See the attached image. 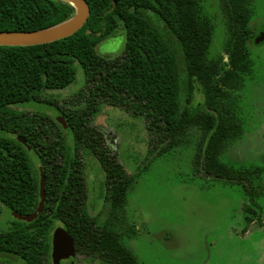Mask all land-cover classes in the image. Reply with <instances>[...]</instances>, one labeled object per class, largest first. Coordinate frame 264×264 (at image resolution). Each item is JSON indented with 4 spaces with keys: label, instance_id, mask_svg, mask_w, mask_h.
<instances>
[{
    "label": "trees",
    "instance_id": "trees-1",
    "mask_svg": "<svg viewBox=\"0 0 264 264\" xmlns=\"http://www.w3.org/2000/svg\"><path fill=\"white\" fill-rule=\"evenodd\" d=\"M85 1L90 14L73 35L34 46L0 45V214L2 207L33 213L41 173L45 181L37 218H14L0 229V254L16 260L0 264H51L52 233L58 225L77 252L104 263L137 264L123 243L124 237L135 235L124 217L134 177L104 145V133L93 122L101 104L142 116L154 156L172 151L190 129H199L202 138L193 166L206 176L240 185L247 197L244 221L259 224L262 169L236 168L221 159L243 134L238 101L253 67L248 49L253 0H219L226 37L223 54L217 56H209L213 26L202 15L199 0ZM74 13L62 0H0V31L45 29ZM119 27L125 31L124 53L99 55L97 44ZM76 64L83 70L84 88L60 107L45 93L72 84ZM28 102L56 105L67 130L45 114L14 108ZM85 152L96 157L105 174L103 220L87 211Z\"/></svg>",
    "mask_w": 264,
    "mask_h": 264
},
{
    "label": "rangeland",
    "instance_id": "rangeland-1",
    "mask_svg": "<svg viewBox=\"0 0 264 264\" xmlns=\"http://www.w3.org/2000/svg\"><path fill=\"white\" fill-rule=\"evenodd\" d=\"M199 4L213 26L209 56L223 54L226 29L220 1L199 0ZM252 8L253 39L248 49L253 67L238 101L243 134L221 159L236 168H261L264 192V35L258 36L264 29V0H253ZM259 37L263 39L258 43ZM125 42V31L119 27L97 44L96 51L118 57L124 53ZM75 67L72 84L45 93L60 107L67 106L84 88L83 70L79 64ZM14 108L55 120L61 117L54 104L28 102ZM93 122L104 133V145L134 177L124 217L135 235L124 237L123 243L134 253L137 264H264V196L259 200L261 222L247 226L243 188L206 176L193 166L202 138L199 129H190L172 151L154 156L149 154V133L142 116L101 104ZM69 141L73 144L72 138ZM84 163L87 211L106 219L104 171L92 153H84ZM13 220L12 212L2 207L0 229H7ZM85 259L82 254L76 257L78 264L87 262ZM5 260L16 263L14 257L0 254V261Z\"/></svg>",
    "mask_w": 264,
    "mask_h": 264
},
{
    "label": "water",
    "instance_id": "water-1",
    "mask_svg": "<svg viewBox=\"0 0 264 264\" xmlns=\"http://www.w3.org/2000/svg\"><path fill=\"white\" fill-rule=\"evenodd\" d=\"M68 2L75 9L74 15L53 27L40 29L36 31H0L1 46H34L47 44L63 38L69 37L77 32L87 22L90 14L89 5L85 0H62ZM116 3L117 0H112ZM263 39L259 37L258 43ZM63 128L67 130V124L62 117L56 119ZM22 144L27 145L26 140L21 137L17 138ZM27 148L30 147L27 145ZM44 175L41 173L39 195L40 200L37 208L33 213L21 215L17 212H12L15 219L25 222H32L42 212L45 201ZM76 255L75 245L70 235L62 228L56 227L52 233L51 240V262L52 264H73Z\"/></svg>",
    "mask_w": 264,
    "mask_h": 264
},
{
    "label": "flooded vegetation",
    "instance_id": "flooded-vegetation-1",
    "mask_svg": "<svg viewBox=\"0 0 264 264\" xmlns=\"http://www.w3.org/2000/svg\"><path fill=\"white\" fill-rule=\"evenodd\" d=\"M263 35H264V29H261V32L258 34V36H263ZM75 251H76V248H75ZM79 254L85 255V258H86L85 261H87V262H83L81 264H111V263L101 262L99 260V258H97L95 255L85 254V253H81V252H77V251H76V255H75L73 264H78V262L76 261V257ZM51 264H52V262H51Z\"/></svg>",
    "mask_w": 264,
    "mask_h": 264
}]
</instances>
